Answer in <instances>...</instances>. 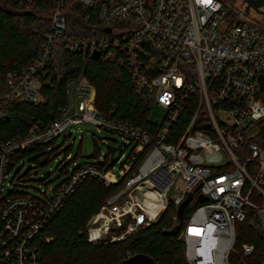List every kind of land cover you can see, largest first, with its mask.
<instances>
[{
	"label": "built area",
	"instance_id": "built-area-1",
	"mask_svg": "<svg viewBox=\"0 0 264 264\" xmlns=\"http://www.w3.org/2000/svg\"><path fill=\"white\" fill-rule=\"evenodd\" d=\"M33 1L15 0L20 5ZM56 1L48 45L27 71L9 75L8 99L43 101L37 75L66 29L63 9L72 0ZM79 1L98 8L104 31L101 37L65 38L62 44L92 54L120 49L139 89L155 94L156 108L165 110V116L152 133L111 119L97 111L96 89L85 76L71 79L59 118L48 127L35 126L0 151V264H42L35 237L89 174L107 185L127 178L88 223L89 242L121 241L157 221L170 204L180 208L192 194L190 204L197 208L181 233L187 263L230 264L238 223L249 220L264 234L263 17L246 14L243 0L236 5L225 0ZM187 112L185 127L176 132L173 127ZM83 122L122 137V156L131 147L117 173L83 164L52 196L7 194L8 168L16 152L58 139ZM201 153H220L225 160L205 164L195 158ZM200 195L206 200L197 202ZM206 240L215 244L210 252L200 247ZM253 250L241 246L246 256Z\"/></svg>",
	"mask_w": 264,
	"mask_h": 264
},
{
	"label": "trees",
	"instance_id": "trees-1",
	"mask_svg": "<svg viewBox=\"0 0 264 264\" xmlns=\"http://www.w3.org/2000/svg\"><path fill=\"white\" fill-rule=\"evenodd\" d=\"M56 5L55 0H34L26 5H20L15 0H0V151L9 142L25 137L35 126L48 127L56 121L67 106L68 82L80 75H84L95 87V107L101 115L129 123L143 131L152 133L157 130L159 125L150 118L156 109L155 94L139 89L125 53L120 49L113 54L107 51L95 59L91 52L70 51L62 44L65 38L92 39L101 37L99 32L104 31L98 8L85 6L79 0L65 5L66 29L61 37L55 39L49 62L37 75L43 101L34 104L20 97L15 100L7 98L10 93L9 75L27 71L48 45L46 37L52 31L49 15ZM188 116L189 112L173 127L176 132L183 130ZM56 141L32 145L16 152L11 157L8 172L12 174L26 157L32 158L31 162L38 168L47 166L53 152L49 150ZM169 143L178 144V141L170 140ZM93 146L92 157L97 158L96 140H93ZM70 150L63 151L65 158L70 157ZM97 159L85 164L98 166L104 171H109L114 165V162L110 165L109 154L103 160ZM74 162L73 158L59 169V178L63 181L53 192L83 165L70 172L69 167ZM16 176L11 180L7 194L35 195L14 185ZM126 180L107 185L94 174L86 176L35 237L33 246L41 257V263L121 264L128 259V255L144 254L157 264H188L181 233L197 208L195 203L183 210L170 204L157 221L121 241L104 244L88 241V223L111 197L123 189ZM237 227L239 234L235 250L230 255V264H263L264 234L258 225L253 227L247 220L238 223ZM243 244L253 246L250 255L241 252Z\"/></svg>",
	"mask_w": 264,
	"mask_h": 264
},
{
	"label": "rangeland",
	"instance_id": "rangeland-1",
	"mask_svg": "<svg viewBox=\"0 0 264 264\" xmlns=\"http://www.w3.org/2000/svg\"><path fill=\"white\" fill-rule=\"evenodd\" d=\"M232 5H236L238 0H225ZM247 4H244V9ZM250 16L259 18V14L254 10H250ZM165 116V110L160 107L156 108L151 114V121L155 124H161ZM73 135L68 138L69 133ZM93 140L98 143V157L99 160H103L108 154V146H119L120 143H124L122 137L110 133L102 128H99L91 123L83 122L81 125L71 126L67 132L61 135L55 144L49 151H53L49 164L45 167L38 168L32 162V158H24L23 161L18 164L14 172L10 176V180L16 176L14 185L18 186L20 190L28 191L30 193L47 192L49 196L53 195V189L57 185L62 183V178H59V169L62 168L69 160L75 159V162L69 167L71 172L76 166L85 163H91L98 161L97 158H93L94 146ZM70 150V157L65 158L64 150ZM131 152V147H128L124 151L122 156L121 151H117L114 155V165L112 172L117 173L121 167V163L125 160ZM196 160L205 164L218 165L224 162L225 158L220 153H201L195 156ZM112 163L110 162V165ZM8 184L9 181H8ZM11 187V186H10ZM9 189V186L6 187Z\"/></svg>",
	"mask_w": 264,
	"mask_h": 264
},
{
	"label": "water",
	"instance_id": "water-1",
	"mask_svg": "<svg viewBox=\"0 0 264 264\" xmlns=\"http://www.w3.org/2000/svg\"><path fill=\"white\" fill-rule=\"evenodd\" d=\"M243 4H247V6L245 8L246 14H249L250 10L254 9L264 19V0H243ZM92 56H94L95 59H99L100 53L94 52ZM259 82H260L261 90L264 94V77H260ZM71 136H72V133L70 132L67 137L70 138ZM123 145H124V143H120L119 146H117V147L108 146V153L110 154V162L111 163L114 162L115 153L117 151H120ZM192 197H193L192 194H189L187 196L184 204L181 206L182 210L190 204ZM205 200H206V197L203 195H200L197 199V202H203ZM121 264H157V263L153 258H151L148 255L138 254V255H135V256L125 260Z\"/></svg>",
	"mask_w": 264,
	"mask_h": 264
},
{
	"label": "clouds",
	"instance_id": "clouds-1",
	"mask_svg": "<svg viewBox=\"0 0 264 264\" xmlns=\"http://www.w3.org/2000/svg\"><path fill=\"white\" fill-rule=\"evenodd\" d=\"M200 247L205 252H210V251H212L214 249L215 244L212 241H210V240H206V241L201 242Z\"/></svg>",
	"mask_w": 264,
	"mask_h": 264
}]
</instances>
